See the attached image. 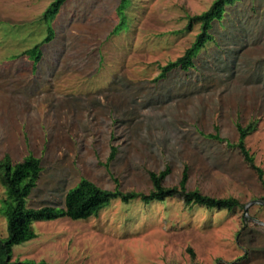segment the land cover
I'll return each instance as SVG.
<instances>
[{
  "label": "rangeland",
  "instance_id": "374dc122",
  "mask_svg": "<svg viewBox=\"0 0 264 264\" xmlns=\"http://www.w3.org/2000/svg\"><path fill=\"white\" fill-rule=\"evenodd\" d=\"M53 1L0 0V159L15 163L30 154L41 168L25 205L63 208L81 178L105 190L146 193L148 173L169 167L163 186H175L187 170L186 189L242 207L116 198L86 220L33 222V238L12 246L10 259L264 264V189L227 146L237 142L236 124L254 122L245 145L264 181V0L224 7L194 68L159 80L160 69L200 33L197 25L186 30V18L215 0H129L117 34L119 0H66L48 25L41 17ZM47 28L54 37L42 43ZM37 45L34 66L23 55ZM6 237L0 213V240Z\"/></svg>",
  "mask_w": 264,
  "mask_h": 264
},
{
  "label": "trees",
  "instance_id": "16d2710c",
  "mask_svg": "<svg viewBox=\"0 0 264 264\" xmlns=\"http://www.w3.org/2000/svg\"><path fill=\"white\" fill-rule=\"evenodd\" d=\"M66 0H54L50 6H47L42 13L41 19L48 25L54 20L59 10L65 4ZM235 0H215L210 8L205 12L186 18V30H191L195 25L199 26L200 33L196 36L190 47L186 48L182 56L160 69V76L163 79L174 71H187L194 68L193 61L198 52L204 48L207 43L212 41L210 31L211 23L220 20L224 7L231 5ZM129 5V0H119L115 8V15L118 23L113 30L117 34L124 24V10ZM48 29V28H47ZM54 33L48 29L47 37L42 43H49L53 40ZM40 45L34 46L23 56L31 60L34 66L40 60ZM255 123L250 122L245 126L235 125L238 133V139L235 144L227 143V146L234 147L243 162L248 165L257 175L260 187L264 189L262 171L260 166L254 164L252 155L248 152L245 145V139L255 131ZM211 139L222 141L218 135H209ZM115 148L111 147L108 161L112 160ZM41 173L39 160L30 154L24 156L20 161L13 163L7 155L0 159V186L4 191V199L0 202V213L5 219V230L7 237L0 240V264H33L26 262H14L10 259L12 246L20 245L33 238L31 224L33 222L52 221L59 218H66L70 221H81L89 217L97 216L104 208L110 205V201L119 199L121 203H128L133 199H138L142 203L149 204L151 201L163 202L166 199L177 197L184 205L199 206L207 209H216L232 211L242 207L240 202L234 198H214L201 194L198 190L185 188L188 179L187 170L181 176L180 181L172 187L163 186V182L170 174L169 167H165L159 172L150 171L149 189L146 193L126 191L121 192L119 189L105 190L97 187L89 180L81 178L80 182L70 189L63 198V208L41 207L29 208L25 205V199L35 187ZM190 251V250H189ZM191 254V252H190ZM44 264V263H38Z\"/></svg>",
  "mask_w": 264,
  "mask_h": 264
},
{
  "label": "water",
  "instance_id": "95a60500",
  "mask_svg": "<svg viewBox=\"0 0 264 264\" xmlns=\"http://www.w3.org/2000/svg\"><path fill=\"white\" fill-rule=\"evenodd\" d=\"M264 226V225H263Z\"/></svg>",
  "mask_w": 264,
  "mask_h": 264
}]
</instances>
